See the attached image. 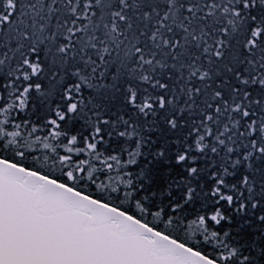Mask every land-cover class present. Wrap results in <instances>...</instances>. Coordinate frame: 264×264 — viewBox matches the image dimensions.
<instances>
[{
	"label": "snow or ice",
	"instance_id": "1",
	"mask_svg": "<svg viewBox=\"0 0 264 264\" xmlns=\"http://www.w3.org/2000/svg\"><path fill=\"white\" fill-rule=\"evenodd\" d=\"M0 264H264V0H0Z\"/></svg>",
	"mask_w": 264,
	"mask_h": 264
}]
</instances>
